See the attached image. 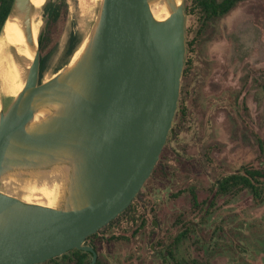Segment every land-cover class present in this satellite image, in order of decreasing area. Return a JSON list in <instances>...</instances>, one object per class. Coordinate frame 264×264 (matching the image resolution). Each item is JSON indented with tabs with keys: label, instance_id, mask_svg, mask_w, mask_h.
<instances>
[{
	"label": "water",
	"instance_id": "water-1",
	"mask_svg": "<svg viewBox=\"0 0 264 264\" xmlns=\"http://www.w3.org/2000/svg\"><path fill=\"white\" fill-rule=\"evenodd\" d=\"M167 1L172 12L160 22L149 0H102L77 63L44 83L39 33L25 86L0 113V183L62 169L68 189L57 209L0 191V264H43L73 250L97 264L87 239L140 193L178 110L186 15L184 0ZM12 13L33 45L30 0H14ZM45 108L51 113L34 123Z\"/></svg>",
	"mask_w": 264,
	"mask_h": 264
},
{
	"label": "rangeland",
	"instance_id": "rangeland-1",
	"mask_svg": "<svg viewBox=\"0 0 264 264\" xmlns=\"http://www.w3.org/2000/svg\"><path fill=\"white\" fill-rule=\"evenodd\" d=\"M47 3L63 8L56 24L47 21ZM45 5L41 58L49 59L41 83L69 66L101 8L99 2L86 11L75 0ZM186 24L178 115L136 205L145 225L124 219L119 229L103 231L89 244L102 264H264V203L248 190L214 200L218 180L242 167L264 170V0L241 3L205 31L197 32L190 17ZM70 36L76 50L66 57ZM13 99L0 93V113ZM17 187L0 183V191L24 197Z\"/></svg>",
	"mask_w": 264,
	"mask_h": 264
},
{
	"label": "bare ground",
	"instance_id": "bare-ground-1",
	"mask_svg": "<svg viewBox=\"0 0 264 264\" xmlns=\"http://www.w3.org/2000/svg\"><path fill=\"white\" fill-rule=\"evenodd\" d=\"M75 1L86 11L102 2V0ZM173 1L175 6L182 4V0ZM30 3L32 5L31 29L33 45L28 43L22 21L14 13L7 19L0 35V93L10 98L17 97L24 88L25 77H27L26 71L29 70L38 49V37L42 25L41 11L46 0H30ZM149 5L154 18L160 22L167 20L172 12L167 0H149ZM86 45L87 43L76 51L67 68H71L77 63ZM50 113L51 110L47 108L40 110L35 116L34 123L42 122ZM1 183L6 186H9V184L18 186L17 188L25 195L20 198L22 201L53 209L60 207L68 189L66 171L62 169L54 170L51 173L30 176L27 179H20L15 174L10 173L3 178ZM7 195L11 194L7 193Z\"/></svg>",
	"mask_w": 264,
	"mask_h": 264
},
{
	"label": "trees",
	"instance_id": "trees-1",
	"mask_svg": "<svg viewBox=\"0 0 264 264\" xmlns=\"http://www.w3.org/2000/svg\"><path fill=\"white\" fill-rule=\"evenodd\" d=\"M247 0H185L184 12L186 15V21L188 17L192 18L195 21V28H197V32L202 30H206L210 23L223 19L228 16L231 12H233L241 3ZM14 0H0V35L2 33L3 27L11 14L13 8ZM62 7L57 4L47 3L45 5L46 17L49 24H56L61 19ZM186 38H187V24H186ZM71 45V46H70ZM186 45H188L186 40ZM44 48V38H41L40 41V50L43 51ZM76 50V43L73 36H70L66 48V57H72ZM49 59V55L41 58V69H40V82L43 76L47 60ZM188 64V61L185 58V69ZM183 72V75H184ZM178 115L176 112L175 117ZM260 146H263L261 140L259 141ZM156 169V167H155ZM154 169V171H155ZM153 171V173H154ZM152 173V175H153ZM151 175V177H152ZM151 177L147 180L145 185L151 180ZM216 194L214 200L219 197H226L233 194H238L244 190H248L255 203L260 205L264 203V170L259 169H249L247 167H242L239 171L230 174L216 183ZM140 194L137 195L132 204L116 219H114L108 226L103 228L97 234L92 235L87 239V244L94 243V240L100 237L103 231H108L109 229H119L123 224L124 219H130L132 222L136 220V222H141L142 228L145 225V210L138 209L136 205L140 201ZM214 204V203H213ZM212 205H210L211 207ZM140 226V225H139ZM136 232V231H135ZM134 232V233H135ZM185 236V235H184ZM183 236L177 238V243L181 241ZM97 252L95 244L91 245ZM98 253V252H97ZM169 254H172L169 251ZM91 261V254L82 252L79 250H73L68 252L67 254L52 259L43 264H89ZM102 260L100 255H98L97 264H102ZM189 264H201L198 262H192Z\"/></svg>",
	"mask_w": 264,
	"mask_h": 264
},
{
	"label": "flooded vegetation",
	"instance_id": "flooded-vegetation-1",
	"mask_svg": "<svg viewBox=\"0 0 264 264\" xmlns=\"http://www.w3.org/2000/svg\"><path fill=\"white\" fill-rule=\"evenodd\" d=\"M185 115H186V114H185ZM170 132H172V130H171ZM169 135H170V134H169ZM168 137H169V136H168ZM169 138H170V137H169ZM169 138H168V139H169ZM167 141H168V140H167Z\"/></svg>",
	"mask_w": 264,
	"mask_h": 264
}]
</instances>
